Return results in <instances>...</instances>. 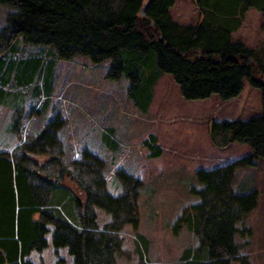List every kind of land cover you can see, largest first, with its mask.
<instances>
[{
    "label": "trees",
    "instance_id": "trees-1",
    "mask_svg": "<svg viewBox=\"0 0 264 264\" xmlns=\"http://www.w3.org/2000/svg\"><path fill=\"white\" fill-rule=\"evenodd\" d=\"M192 1L200 11L199 22L182 27L169 13L176 0H0V6L12 7L0 32V49L9 53L22 39L27 45L54 47L61 61L78 55L94 65L111 61L108 79L125 77L130 82L128 96L143 114L148 113L153 88L163 74L173 77L186 101L213 95L222 101L234 100L243 92L244 80L260 90L261 115L245 121H213L209 128L217 147L245 144L251 153L223 167L198 170L196 179L203 189H193V194L200 202L184 211L176 226L185 227L199 240L201 252L194 261L187 258L190 264H233L239 259L236 225L258 204L256 193H237L233 184L238 170L253 168L264 158V63L253 49L234 43L232 35L242 27L250 8L264 15V0ZM8 60L0 55V86H30L40 75V64L27 68ZM6 100L7 93L0 87V102ZM63 124L58 119L50 122L26 150L38 153L44 152L45 145L53 147ZM113 131L103 138L110 149L117 150ZM142 145L149 158L162 156L155 135ZM82 154L73 167L97 173L99 177L92 180L95 186L78 184L64 165V179L58 180L42 173V165L32 170L25 162L0 156V264H34L28 257L33 251L46 250L49 236L56 255L67 249L73 264L116 263L119 231L125 223L136 229L139 225L140 181L120 171L118 178L128 191L119 197L101 193L106 186L104 162L89 149ZM94 207L113 217L104 229L99 228Z\"/></svg>",
    "mask_w": 264,
    "mask_h": 264
},
{
    "label": "rangeland",
    "instance_id": "rangeland-1",
    "mask_svg": "<svg viewBox=\"0 0 264 264\" xmlns=\"http://www.w3.org/2000/svg\"><path fill=\"white\" fill-rule=\"evenodd\" d=\"M11 8L0 6V32ZM169 13L182 27L199 22L200 11L192 0H176ZM232 41L253 49L264 63L263 13L250 8ZM2 54L17 66L40 64V75L30 86H0L7 93L6 102H0V156L25 162L32 170L42 165V173L58 180L64 179V165L78 184L95 186L92 180L99 177L97 173L73 167L89 149L104 162L106 186L101 193L119 197L128 191L118 178L120 171L140 181L136 194L139 225L136 229L125 223L119 231L120 251L115 264H190L187 258L196 260V253L201 252L198 238L185 227L176 228L184 211L200 202L193 194V189H203L196 172L229 165L251 153L245 144L217 147L209 133L210 124L261 115V91L244 80L243 92L232 101L224 103L218 96L186 101L173 77L163 74L153 88L149 111L143 114L128 96L130 82L125 77L120 81L108 79L111 61L94 65L79 55L72 61H61L54 47L27 45L22 39L9 53L0 49ZM48 87L52 89L50 96ZM57 119L64 124L53 147L45 145L44 152L38 153L26 150L25 146ZM110 129L115 130L112 134L120 145L117 150L104 142L103 136ZM150 135L157 137L164 151L160 159L149 158L142 145ZM233 188L240 194L258 195L256 209L236 225L239 259L233 264H264V158L253 168L238 170ZM94 210L100 229L113 221L112 215L102 209ZM48 240L46 250L33 251L28 257L32 263L73 264L67 249L56 255L50 236Z\"/></svg>",
    "mask_w": 264,
    "mask_h": 264
},
{
    "label": "crops",
    "instance_id": "crops-1",
    "mask_svg": "<svg viewBox=\"0 0 264 264\" xmlns=\"http://www.w3.org/2000/svg\"><path fill=\"white\" fill-rule=\"evenodd\" d=\"M214 96H217V95H213L212 97H214ZM212 97H210V98H212ZM218 99H220L219 97H218ZM221 100V99H220ZM230 101H232V100H230ZM227 101H224V103H226ZM229 102V101H228ZM112 130H114V129H112ZM113 132H115V130L113 131ZM160 146V145H159ZM161 148V147H160ZM162 149V148H161ZM162 151H163V149H162ZM163 155H164V151H163V153H162V156L161 157H159V158H156V159H160V158H162L163 157Z\"/></svg>",
    "mask_w": 264,
    "mask_h": 264
}]
</instances>
